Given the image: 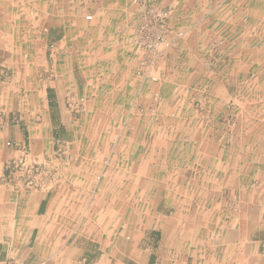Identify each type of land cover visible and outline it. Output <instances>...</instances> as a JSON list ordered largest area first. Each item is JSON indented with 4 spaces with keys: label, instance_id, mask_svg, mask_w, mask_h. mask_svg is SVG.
Listing matches in <instances>:
<instances>
[{
    "label": "crops",
    "instance_id": "0c3cea01",
    "mask_svg": "<svg viewBox=\"0 0 264 264\" xmlns=\"http://www.w3.org/2000/svg\"><path fill=\"white\" fill-rule=\"evenodd\" d=\"M153 12L170 47L135 52ZM33 15L58 22L33 28ZM97 40L119 67L105 102L67 120L58 100L80 91L75 48ZM143 61L157 80L147 87L133 74ZM48 62L54 85L40 76L31 89L13 66ZM0 75V264H264V0H0ZM21 155L110 164L10 184Z\"/></svg>",
    "mask_w": 264,
    "mask_h": 264
},
{
    "label": "rangeland",
    "instance_id": "374dc122",
    "mask_svg": "<svg viewBox=\"0 0 264 264\" xmlns=\"http://www.w3.org/2000/svg\"><path fill=\"white\" fill-rule=\"evenodd\" d=\"M16 16V15H14ZM90 16V15H89ZM151 15H147V18L145 22L150 23L151 22ZM21 20L25 19V17H15V19ZM21 18V19H20ZM29 18V17H28ZM27 19V17H26ZM166 17L163 18L165 20ZM85 22H84V29H87V27H90V25L94 24L93 19L87 20L85 16ZM39 21L42 23L45 22V24L48 27H53L57 24L58 19L56 16H38L33 15L30 17L31 26L34 28L36 24L38 25ZM22 22V20H21ZM27 22V20H26ZM141 22V23H145ZM165 23V22H164ZM27 26V23H25ZM18 24L16 25V27ZM138 26L135 30V33L133 35L132 41L133 45L135 46L134 51L140 50L141 52L144 51L145 55L147 54H157L161 53L165 50H167L170 47V43L168 42L167 38H165L168 46L167 47H161L157 49L156 51H152L150 49L142 48L139 46L138 40ZM86 31V30H85ZM23 36L30 35L32 39L35 34V32L32 30L31 32H21ZM93 34L96 36V39H104V35L102 32H98L97 34L93 32ZM164 36H167L166 28H164L163 32ZM61 35V33H60ZM71 35V34H70ZM85 37L86 32H85ZM83 35V36H84ZM101 36V37H100ZM84 37V38H85ZM83 38V39H84ZM86 41V40H85ZM96 46L94 47H87L86 43L82 42V46L75 48V55L73 63V69L75 70V74L78 79L79 88L80 91L75 96H65L64 100L60 99L58 102H64L65 109L68 110L67 113H63L64 118L71 119L74 121H85L88 116V112H84L85 106L89 103H103L105 102L107 96H105V89L108 88L111 84V80H109L106 76V73L110 72L112 68H115V66L118 68L119 64H113L111 65V58H113L111 54V48H107V46H104L105 44L102 42H96ZM93 45V43H92ZM115 51V54L117 56V61L119 60L121 56V49L120 48H113ZM50 51V50H49ZM143 53V52H142ZM114 54V55H115ZM50 55V52H49ZM50 59V58H49ZM152 63L143 61L140 63L138 69L133 70V74L136 77L144 78L145 80V87L151 86L152 84L156 83L157 80L151 76L152 72ZM14 67L18 68L21 67V70H25L27 75L31 78V86H28V88L33 87L34 78L37 80L40 76L43 78L47 77L48 79V85H54L53 80L56 77L57 69H55L56 65L48 62L47 64H27V65H13ZM116 69V68H115ZM17 72V71H16ZM1 77V75H0ZM136 77V78H137ZM22 82V81H21ZM133 82V80H132ZM50 87V86H49ZM50 92L52 93L53 90L50 89ZM22 98V97H21ZM21 98H19V102L21 103ZM57 99L55 95H49V100L53 101L54 103H57L55 100ZM59 115V112L57 113ZM68 116V117H67ZM59 119V118H58ZM56 147V146H55ZM108 156V157H107ZM149 156V155H148ZM183 155H176V166H180V163H183V160L181 159ZM165 158V155H160V158ZM161 161H163L161 159ZM118 163L117 161L112 162L113 165ZM123 163V162H122ZM110 164L109 162V155H72V158H62V155H52L51 158H48L44 161H40L36 158H27V155H21L18 158L12 159L9 163L6 164V170L10 171L12 175L9 177L8 180L11 181L10 184H22V183H28L33 185H47V184H55V183H66L71 182L69 176H57L56 173L59 172L62 167L64 170V173H69L73 168L75 169H92L96 167H100L99 170L108 167ZM173 165V163H172ZM101 175L92 176V183L100 182Z\"/></svg>",
    "mask_w": 264,
    "mask_h": 264
},
{
    "label": "built area",
    "instance_id": "2783aa9c",
    "mask_svg": "<svg viewBox=\"0 0 264 264\" xmlns=\"http://www.w3.org/2000/svg\"><path fill=\"white\" fill-rule=\"evenodd\" d=\"M152 19L151 22L147 24V20L145 23H141L138 27V40L139 46L142 48L150 49L152 51H156L161 47H167L168 44L165 40L166 36H164V15L153 12L151 13ZM87 20H90L91 17L87 16ZM9 145V144H8Z\"/></svg>",
    "mask_w": 264,
    "mask_h": 264
}]
</instances>
